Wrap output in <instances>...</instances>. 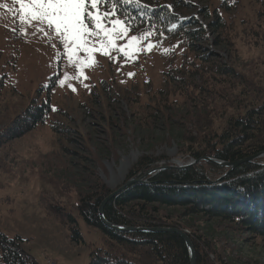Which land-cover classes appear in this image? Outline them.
<instances>
[{
  "label": "rangeland",
  "instance_id": "374dc122",
  "mask_svg": "<svg viewBox=\"0 0 264 264\" xmlns=\"http://www.w3.org/2000/svg\"><path fill=\"white\" fill-rule=\"evenodd\" d=\"M158 1L138 3L149 8ZM185 2L187 6L175 10L178 22L190 21L184 25L186 33L203 31L190 42L194 49L160 44L152 37L156 46L151 51L144 50L149 41L140 42L128 59L117 52L111 53L113 60L95 53L94 66L82 69L87 78L69 79L63 87L52 82L57 76L75 77L77 71L58 38L37 32L35 25H20L13 12L0 7V143L26 108L47 107L45 124L0 144V232L18 236L23 251L37 264H88L91 249L105 247L102 234L78 213L79 194L88 192L91 184L113 193L132 179L149 183L165 170L151 171L192 164L195 150L209 147L200 140L202 132L196 133L202 118L204 132L213 139L231 119L264 102L262 0ZM0 5L18 7L12 0H0ZM116 18L125 20L119 12ZM216 21L221 25L214 28ZM129 35L138 34L131 29ZM124 43L117 41L118 46ZM210 66L232 70L234 76L215 75ZM187 137L193 142H185ZM142 159H148L149 166L138 167ZM201 162L208 163L197 164ZM216 167L220 169H202L208 185H219L228 175L227 169ZM140 205L164 224L181 223L185 228L180 231L187 236L193 231L205 237L229 264H264V239L238 224L183 218L189 209ZM49 209L76 219L81 241L72 242L70 226L53 212L49 215ZM134 233L139 232L121 234Z\"/></svg>",
  "mask_w": 264,
  "mask_h": 264
},
{
  "label": "trees",
  "instance_id": "16d2710c",
  "mask_svg": "<svg viewBox=\"0 0 264 264\" xmlns=\"http://www.w3.org/2000/svg\"><path fill=\"white\" fill-rule=\"evenodd\" d=\"M185 1L159 0L149 8L141 4V7L127 5L119 12L125 19L131 20V29L138 35L148 31L149 24H154L156 32L153 38L160 44L175 47V42L180 47L192 46L191 49H194L190 42L194 44L203 31L198 29L197 32L186 33L184 25L190 21L178 22L175 10L187 6ZM169 4L171 5L168 6ZM263 8L264 0L260 6L261 10ZM217 21L213 22L214 28L221 25ZM172 23H175L177 28L168 32L167 29ZM159 33H164V37L161 38ZM220 42L218 39L215 41L216 44ZM200 66L202 65H198ZM209 68L215 75L234 76V71L229 69L216 66ZM46 110V106L30 105L21 116L19 115L20 119L14 122L12 130L7 135L4 133L5 138L1 143L19 138L22 133L35 129L37 125H43ZM200 122L201 120L198 121ZM202 122L199 132L196 133L202 132L200 140L205 145L209 144V147L195 150L197 153L192 155V158L196 161L207 157L222 162H235L264 151V102L245 116L239 115L231 119L226 128L219 135L215 134L213 139L210 133L204 132L206 127L202 125L206 119L202 118ZM184 141L193 142L188 137ZM259 160L236 168L224 177L219 185H208L209 179L204 170L202 171L203 167L220 169L209 163L201 162L200 165L184 171L165 170L149 180V183L134 184L110 199L103 208V217L108 223L118 227H168L184 230L185 227L181 223L178 222L175 226L164 224L165 222L155 214L152 215L139 207V204L146 207L155 204L165 211L175 208L182 211L189 209V213L183 215V218L201 216L208 220L223 219L231 225L238 224L255 238L264 239V159ZM150 163L148 159H142L138 167L144 165L146 168ZM134 175L135 173H131L132 178ZM110 195L109 189L96 182L89 186L88 192L79 194V216L88 227L98 230L105 241L104 248L91 249L88 264H190L186 245L177 234H121L104 228L100 223L98 210ZM50 211L49 215L53 212L61 219L60 222L70 226L68 231L72 242L81 241L79 232L75 229L76 219L63 210ZM192 232L189 231L188 236L194 248L196 264H229L216 253L210 241L196 233L194 236ZM22 245L23 241L18 236L8 238L0 232V264H37L33 257L23 251Z\"/></svg>",
  "mask_w": 264,
  "mask_h": 264
},
{
  "label": "snow or ice",
  "instance_id": "6c2138e0",
  "mask_svg": "<svg viewBox=\"0 0 264 264\" xmlns=\"http://www.w3.org/2000/svg\"><path fill=\"white\" fill-rule=\"evenodd\" d=\"M12 2L18 7L12 9H9L7 5H0V7L13 12L14 18L18 17L20 25H35L37 32L54 34L63 48V54L67 57L68 63L76 68L77 76L65 75L62 79L57 76L52 82L53 87L57 83L63 87L66 81L72 78L86 79L82 69L94 66L95 53L113 60L111 53L117 52L128 59L130 55L135 54L130 50H133L140 42L149 41L144 49L146 51H151L156 46L151 43V38L156 32L154 24H149V30L143 34L130 36L131 20L113 19L118 15V3L141 7L138 0H12ZM108 4L112 5L110 9L100 10ZM176 28L177 25L172 23L167 31L172 32ZM164 35L159 33L161 38ZM118 40L126 41V43L118 46ZM81 54L84 58H81ZM132 75L129 73L130 77ZM68 87L75 91L71 84H68ZM52 111L56 109L52 108Z\"/></svg>",
  "mask_w": 264,
  "mask_h": 264
},
{
  "label": "water",
  "instance_id": "95a60500",
  "mask_svg": "<svg viewBox=\"0 0 264 264\" xmlns=\"http://www.w3.org/2000/svg\"><path fill=\"white\" fill-rule=\"evenodd\" d=\"M263 157H264V151L257 153L255 155H251V156L244 158L242 160L235 161V162H222V161H217V160L208 159V158H201L199 160L206 161V162L211 163L213 165L225 168V169H227L226 174H229L232 171H234L236 168L242 166L243 164H249V163H251L257 159L263 158ZM199 160L194 161V163H192V164L184 165V166H178L177 165V167H170V166L169 167H163V168H160L158 170L151 171L150 173L152 174L153 172H157V171H161V170H168V169L182 171V170H185L187 168H190L191 165H195V164L199 163ZM137 183H144V182L132 179L129 182L125 183L122 187H120L119 189H117L116 191L111 193V195L101 203L99 210H98V216H99V220H100V223L102 224V226L104 228L110 230V231L117 232V233L139 232V233H174V234H177L183 239V241L186 245V248H187L188 254H189L190 264H196V257H195V252H194L192 242L184 231H180L178 229H164V228L163 229H141V228L118 227V226H114V225L108 223L104 219L103 208H104L105 204L110 199H112L113 197L120 194L123 190L127 189L129 186H131L133 184H137Z\"/></svg>",
  "mask_w": 264,
  "mask_h": 264
}]
</instances>
